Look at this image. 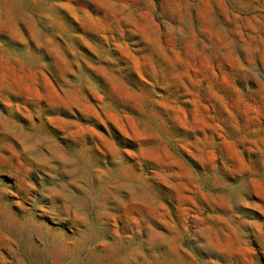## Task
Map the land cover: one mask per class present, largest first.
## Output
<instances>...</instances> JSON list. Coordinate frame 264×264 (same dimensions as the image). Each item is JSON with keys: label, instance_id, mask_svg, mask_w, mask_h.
<instances>
[{"label": "rangeland", "instance_id": "1", "mask_svg": "<svg viewBox=\"0 0 264 264\" xmlns=\"http://www.w3.org/2000/svg\"><path fill=\"white\" fill-rule=\"evenodd\" d=\"M0 264H264V0H0Z\"/></svg>", "mask_w": 264, "mask_h": 264}]
</instances>
